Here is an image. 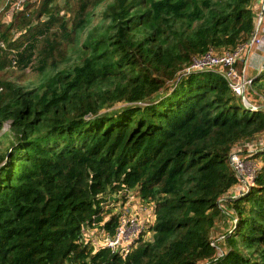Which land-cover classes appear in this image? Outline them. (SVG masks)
<instances>
[{
    "label": "trees",
    "instance_id": "trees-1",
    "mask_svg": "<svg viewBox=\"0 0 264 264\" xmlns=\"http://www.w3.org/2000/svg\"><path fill=\"white\" fill-rule=\"evenodd\" d=\"M29 2L0 13V264H264V146L230 195V155L264 133V104L246 107L216 70L181 76L252 38L254 0ZM254 88L264 97V70ZM130 189L156 218L123 257L85 233H114L111 199Z\"/></svg>",
    "mask_w": 264,
    "mask_h": 264
},
{
    "label": "built area",
    "instance_id": "built-area-1",
    "mask_svg": "<svg viewBox=\"0 0 264 264\" xmlns=\"http://www.w3.org/2000/svg\"><path fill=\"white\" fill-rule=\"evenodd\" d=\"M29 1L3 0L4 6L1 11L9 7V14L20 12ZM262 23L263 17L258 16L255 32L246 44L239 46L235 50H225L222 53L211 50L201 56L195 57L191 65L183 70L181 76L194 72L216 70L226 78L230 88L236 95L242 98L246 107L258 108L259 105L252 100V95H250V91H253L256 96L258 95L254 90H251L254 78L248 77L245 71L238 67L237 62L243 59V52L248 47L256 46L264 48V25ZM0 49L8 50L7 44L2 39H0ZM10 50L16 53L15 49L12 48ZM258 70L259 74L264 70V60ZM1 90L2 87L0 86ZM246 160L236 150L230 155L231 164L237 175L241 179H246L244 182L248 183L246 190L241 191L242 195L249 190L250 184L259 169V164L256 161L257 163H253V171L245 176ZM111 206L114 207L112 214L115 213L118 215L116 231L112 234L109 233L103 227L104 222H101L98 226L88 227L85 238H90L97 247L100 245L108 247L114 253H118L123 257H126L138 245L141 239L152 240L153 232L150 230V226L155 222L156 218L155 203L153 201H144L138 196L136 189H130L125 192L114 193L111 199ZM97 235L100 236L99 240Z\"/></svg>",
    "mask_w": 264,
    "mask_h": 264
},
{
    "label": "rangeland",
    "instance_id": "rangeland-1",
    "mask_svg": "<svg viewBox=\"0 0 264 264\" xmlns=\"http://www.w3.org/2000/svg\"><path fill=\"white\" fill-rule=\"evenodd\" d=\"M57 1H58V4L60 5V7H64V8L66 7L67 3L71 2V0H57ZM40 3H41V0H30L29 4H31V10H33L34 8H37ZM3 6H4V3L2 2V0H0V13L4 12V15L6 16L5 10L8 7H6L4 10L1 11ZM31 10H29V11H31ZM16 53H17V50H16ZM16 53L13 51H10L11 57L16 58V56H15ZM243 60H244V57H243ZM240 61H242V59ZM18 67H14V69H13V70L17 71L15 74V77H20V75H22L23 79L27 80V78L33 79V78H36L38 76V72L33 68L30 69V67H27L24 72H21V70H23V69H21V68L18 69ZM239 67H241V66H239ZM9 75L11 77L14 75V73H9ZM254 91L256 93H258V95L256 96L253 93L252 94V100H254L256 102V104H258L259 106L263 105L264 104L263 103L264 97L260 96L261 94H260L259 90L254 88ZM120 105H122V104H118L115 107H118ZM9 129H10V123L6 122L4 127H3L2 132L0 133V150L1 151H4L7 148V146L10 144L9 142L11 139V135H10L11 133H10ZM252 143H254L253 146L251 144H246V145H239L236 147V152L247 159L246 160L247 161L246 171L244 173L245 176H247L248 173L250 174L253 171V163H257L256 160L251 158V155H252L253 151H255L257 148L264 146V133L259 135L258 138L256 139V141H254ZM245 180L246 179H244V178L243 179L240 178V183L234 187V189L230 192V195L235 197L236 195H240L242 190H246V185L248 183L244 182ZM234 219L236 220V217H234ZM218 223L219 224L217 225L215 236L222 233L226 228H228L229 224L231 222L229 221V219L226 218L225 220H222L221 222H218ZM97 238L99 240L100 236L97 235Z\"/></svg>",
    "mask_w": 264,
    "mask_h": 264
},
{
    "label": "crops",
    "instance_id": "crops-1",
    "mask_svg": "<svg viewBox=\"0 0 264 264\" xmlns=\"http://www.w3.org/2000/svg\"><path fill=\"white\" fill-rule=\"evenodd\" d=\"M262 2L263 0H254V8L257 13V18L258 16H261ZM261 17H263L262 24L264 25V14ZM243 53L245 61L240 69L244 70L248 77L256 78L259 75L258 69L264 60V48L251 46L248 47Z\"/></svg>",
    "mask_w": 264,
    "mask_h": 264
},
{
    "label": "water",
    "instance_id": "water-1",
    "mask_svg": "<svg viewBox=\"0 0 264 264\" xmlns=\"http://www.w3.org/2000/svg\"><path fill=\"white\" fill-rule=\"evenodd\" d=\"M263 14H264V0H263V2H262V10H261V16H263Z\"/></svg>",
    "mask_w": 264,
    "mask_h": 264
}]
</instances>
